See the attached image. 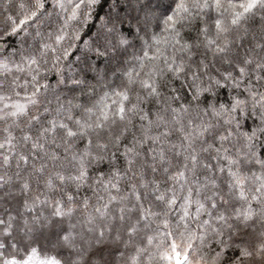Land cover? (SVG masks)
<instances>
[{"label":"trees","instance_id":"16d2710c","mask_svg":"<svg viewBox=\"0 0 264 264\" xmlns=\"http://www.w3.org/2000/svg\"><path fill=\"white\" fill-rule=\"evenodd\" d=\"M264 264V0H0V264Z\"/></svg>","mask_w":264,"mask_h":264},{"label":"water","instance_id":"95a60500","mask_svg":"<svg viewBox=\"0 0 264 264\" xmlns=\"http://www.w3.org/2000/svg\"><path fill=\"white\" fill-rule=\"evenodd\" d=\"M187 260V257H180V255H175L174 264H184Z\"/></svg>","mask_w":264,"mask_h":264},{"label":"rangeland","instance_id":"374dc122","mask_svg":"<svg viewBox=\"0 0 264 264\" xmlns=\"http://www.w3.org/2000/svg\"><path fill=\"white\" fill-rule=\"evenodd\" d=\"M181 257V256H180ZM184 257H186V256H184ZM182 258V257H181ZM187 263V260H186V262L184 263V264H186ZM174 264V263H173Z\"/></svg>","mask_w":264,"mask_h":264}]
</instances>
